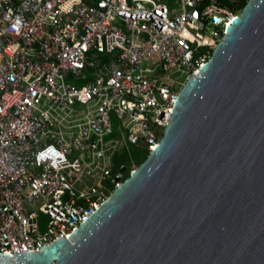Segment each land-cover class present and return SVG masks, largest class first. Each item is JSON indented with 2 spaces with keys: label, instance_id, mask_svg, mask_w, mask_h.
Here are the masks:
<instances>
[{
  "label": "built area",
  "instance_id": "2783aa9c",
  "mask_svg": "<svg viewBox=\"0 0 264 264\" xmlns=\"http://www.w3.org/2000/svg\"><path fill=\"white\" fill-rule=\"evenodd\" d=\"M225 1L0 0L2 256L87 221L122 182L120 140L154 150L242 10Z\"/></svg>",
  "mask_w": 264,
  "mask_h": 264
},
{
  "label": "water",
  "instance_id": "95a60500",
  "mask_svg": "<svg viewBox=\"0 0 264 264\" xmlns=\"http://www.w3.org/2000/svg\"><path fill=\"white\" fill-rule=\"evenodd\" d=\"M225 32L158 145L89 219L0 264H264V0Z\"/></svg>",
  "mask_w": 264,
  "mask_h": 264
},
{
  "label": "trees",
  "instance_id": "16d2710c",
  "mask_svg": "<svg viewBox=\"0 0 264 264\" xmlns=\"http://www.w3.org/2000/svg\"><path fill=\"white\" fill-rule=\"evenodd\" d=\"M227 4L230 8H233L231 3L221 0ZM246 4V0H237V8L242 9ZM148 153L145 150L138 149L132 145L127 144L125 149L117 153L113 158V175H120L121 181H124L130 174V164L132 163L138 167L147 157Z\"/></svg>",
  "mask_w": 264,
  "mask_h": 264
},
{
  "label": "rangeland",
  "instance_id": "374dc122",
  "mask_svg": "<svg viewBox=\"0 0 264 264\" xmlns=\"http://www.w3.org/2000/svg\"><path fill=\"white\" fill-rule=\"evenodd\" d=\"M211 30H212V29H211ZM211 30H208L207 33L209 34V31H211ZM126 145H127V144H126L125 142H123L122 140H120V147L118 148V153L121 152L122 149H125V146H126ZM130 167H131L130 171H131L132 169L136 168V166L133 165L132 163L130 164Z\"/></svg>",
  "mask_w": 264,
  "mask_h": 264
},
{
  "label": "bare ground",
  "instance_id": "6f19581e",
  "mask_svg": "<svg viewBox=\"0 0 264 264\" xmlns=\"http://www.w3.org/2000/svg\"><path fill=\"white\" fill-rule=\"evenodd\" d=\"M155 149V148H154Z\"/></svg>",
  "mask_w": 264,
  "mask_h": 264
}]
</instances>
